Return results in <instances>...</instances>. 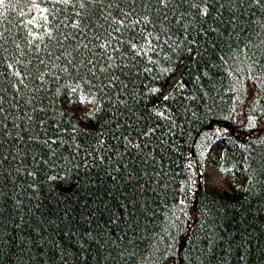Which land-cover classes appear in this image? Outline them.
<instances>
[{
	"label": "trees",
	"instance_id": "obj_1",
	"mask_svg": "<svg viewBox=\"0 0 264 264\" xmlns=\"http://www.w3.org/2000/svg\"><path fill=\"white\" fill-rule=\"evenodd\" d=\"M37 3L0 7V264H264V0Z\"/></svg>",
	"mask_w": 264,
	"mask_h": 264
},
{
	"label": "snow or ice",
	"instance_id": "obj_2",
	"mask_svg": "<svg viewBox=\"0 0 264 264\" xmlns=\"http://www.w3.org/2000/svg\"><path fill=\"white\" fill-rule=\"evenodd\" d=\"M44 2H51L53 5H55V4H63V5H73V6H75V5L78 3L80 9H85V8H86V0H44ZM92 2H95V0H92ZM101 2H102V0H101ZM167 2H168V0H160V3H161V4H165V5H166ZM255 2H256V3H259V0H255ZM6 3H7V0H0V7L5 6ZM32 4H33V7H34V8H39V4L37 3V0H32ZM39 11H40V13L42 14V15H41V19L45 22V25H46L47 22H48L49 15H55L54 10H50V9H48V8H39ZM202 14H203V15H207V9H206V8L202 10ZM0 15H2V12H0ZM80 15H81L80 12L77 11V12H76V17H77V19L71 24V27H72L73 29H78V28H80V19H79ZM124 15H125V17H127L128 15H130V13H125ZM144 20L147 21V17H145ZM27 23H28V24H32L33 21H32V20H29ZM114 23H116V24L118 25V26L114 29V32H116V33H120V29H121V27L125 25V19L115 20ZM140 23H141V20H140V19H135V20L132 21V25H138V24H140ZM42 26H43V25H42ZM44 34L47 35L49 38L52 37V32H50V31H46ZM2 35H3V34L0 33V36H2ZM29 35H32V33L29 32ZM109 36H111V34H109ZM38 39H40V40L42 41V40H43V36H39ZM145 39H146V42H147V43H150V41H147V38H145ZM117 42L119 43L118 38H117ZM32 43H33V41L30 40V41H29V44H32ZM128 43H129V46H130L133 50H137V44H136L135 42H133V41L130 39V40L128 41ZM84 46L87 47V45H84ZM111 46H112V45H111V40H108L106 43H101V44L99 45V47H100L101 49H107V48H109V47H111ZM36 47H37V49H39V45H36ZM17 48H19V45H17ZM115 50H116V49L113 48V51H115ZM21 54L23 55V53H21ZM137 54H139V52H137ZM108 59H109V60H112L113 58L111 57V55H109V56H108ZM18 63H19V61H18ZM29 63H30V61H29ZM40 63H42V64L44 63L43 59L40 60ZM89 63H91V61H89ZM109 66L111 67V65H109ZM8 67H9V68H12L13 65H12V64H9ZM12 75L15 76V77H17V78H19V83H20V84H24V79L26 78V75H27V74H26V73H22L19 69H17L16 71L12 72ZM43 78H44V77H43V74H41L40 77H39V79L43 80ZM24 87L26 88L27 85H24ZM18 90H19V89H18ZM168 98H169L168 96H165V97H164L165 100H167ZM2 111H3V109L0 108V112H2ZM160 115L163 116V113H160ZM45 143H47V141H45Z\"/></svg>",
	"mask_w": 264,
	"mask_h": 264
},
{
	"label": "rangeland",
	"instance_id": "obj_3",
	"mask_svg": "<svg viewBox=\"0 0 264 264\" xmlns=\"http://www.w3.org/2000/svg\"><path fill=\"white\" fill-rule=\"evenodd\" d=\"M173 77H176V79L170 80L171 84H174L178 80L179 73ZM76 105H73V108L77 109L78 111H83L88 108L87 104L83 105L82 107H78L79 105L77 106ZM263 123H264V120H263ZM222 128L223 129L225 128L224 125H222ZM200 173L202 174V176L200 177L204 180V183L208 187H213V186L227 187L232 181L231 179H227L226 177H224L223 172L217 169L213 164H211L208 161L204 163V168L200 170Z\"/></svg>",
	"mask_w": 264,
	"mask_h": 264
},
{
	"label": "bare ground",
	"instance_id": "obj_4",
	"mask_svg": "<svg viewBox=\"0 0 264 264\" xmlns=\"http://www.w3.org/2000/svg\"><path fill=\"white\" fill-rule=\"evenodd\" d=\"M178 78V77H177ZM174 79H176V77H173L171 80H174Z\"/></svg>",
	"mask_w": 264,
	"mask_h": 264
}]
</instances>
